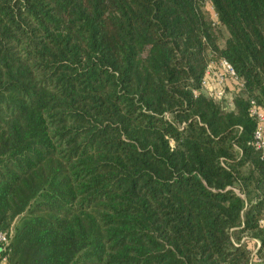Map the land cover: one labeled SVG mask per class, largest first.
<instances>
[{
	"label": "trees",
	"instance_id": "obj_1",
	"mask_svg": "<svg viewBox=\"0 0 264 264\" xmlns=\"http://www.w3.org/2000/svg\"><path fill=\"white\" fill-rule=\"evenodd\" d=\"M250 101L264 0H0L8 264H264Z\"/></svg>",
	"mask_w": 264,
	"mask_h": 264
},
{
	"label": "built area",
	"instance_id": "obj_2",
	"mask_svg": "<svg viewBox=\"0 0 264 264\" xmlns=\"http://www.w3.org/2000/svg\"><path fill=\"white\" fill-rule=\"evenodd\" d=\"M211 11V8H210ZM215 17V15H213ZM229 80L232 84H237V88H242L239 80L235 76L232 66L224 59L219 60L216 64H210L201 81V90L213 100H228L229 107L231 106L232 92L225 93V83ZM249 116L256 122L253 133L252 144L255 149L264 155V112L255 104L254 101L249 103ZM10 238L11 234L0 232V264H8L10 255ZM258 246L251 253L250 264H258L256 252Z\"/></svg>",
	"mask_w": 264,
	"mask_h": 264
},
{
	"label": "rangeland",
	"instance_id": "obj_3",
	"mask_svg": "<svg viewBox=\"0 0 264 264\" xmlns=\"http://www.w3.org/2000/svg\"><path fill=\"white\" fill-rule=\"evenodd\" d=\"M250 248H252V249H253V248H254V247H253V245H251V246H250ZM254 249H255V248H254Z\"/></svg>",
	"mask_w": 264,
	"mask_h": 264
}]
</instances>
